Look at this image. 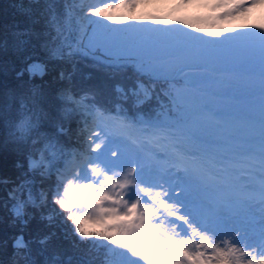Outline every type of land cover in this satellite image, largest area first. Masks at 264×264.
Returning a JSON list of instances; mask_svg holds the SVG:
<instances>
[{
	"label": "snow or ice",
	"instance_id": "1",
	"mask_svg": "<svg viewBox=\"0 0 264 264\" xmlns=\"http://www.w3.org/2000/svg\"><path fill=\"white\" fill-rule=\"evenodd\" d=\"M139 3L140 0H120L119 4L100 0L101 6L90 5L81 19L95 26L91 31L84 23H73L70 8L65 10L67 20L53 15L49 25L55 26L56 37L51 51L61 57H90L114 75L127 69L130 60L138 71L166 81L183 73L185 86H173L166 94L176 109L170 119L129 121L123 110L110 115L103 108L88 106L87 97L75 99L70 91L64 94L66 103L88 113L86 126L89 119L96 122V127L110 122L121 131L143 125L136 129L143 141L138 136L132 143L162 140L165 151L157 154L158 162L146 163L139 153L118 154L110 146L116 140L102 139L100 133L93 132L87 138L86 155L70 153L79 163L59 173L52 189V203L66 214L64 220L71 222L81 241H94L97 247L107 249L103 259L86 264H264V24L238 26L258 31L211 30L179 17L117 16L110 12L117 7L135 9ZM260 3L264 0H233L232 7L219 18L235 17ZM211 7H226V3ZM130 21L138 22L141 28L146 26L145 21L182 24L207 36H224V41L207 40L191 32L185 33L189 39L130 37L124 35L128 27H113L128 26ZM152 31L184 33V29L171 27ZM227 32L237 35L228 37L224 35ZM224 42L233 44L227 55L239 69L258 77V115H246L245 134L233 133L225 140H214L201 133L205 113L221 115L213 112L198 94L203 91L199 85L209 77L185 69L208 68L215 59L208 45ZM27 71L42 75L45 68L32 63ZM116 91L125 99L135 98L136 103L152 95L139 82L128 91L117 85ZM30 112L31 108H24L18 117L16 128L21 141L36 131L35 114L29 116ZM45 159L43 152L38 158L30 154L29 170L51 175ZM24 188L23 184L18 188L21 195ZM38 199L43 201L47 196L41 193ZM26 206H37L30 191L13 206L14 214L23 217ZM86 207L90 211L82 212ZM14 247L27 248L22 236Z\"/></svg>",
	"mask_w": 264,
	"mask_h": 264
},
{
	"label": "trees",
	"instance_id": "2",
	"mask_svg": "<svg viewBox=\"0 0 264 264\" xmlns=\"http://www.w3.org/2000/svg\"><path fill=\"white\" fill-rule=\"evenodd\" d=\"M80 1L93 4L91 0H0V180L3 181L0 183V264H86L89 260L103 259L107 253V249L97 247L94 241H81L74 234L71 222L64 220L66 214L52 203V189L65 169L64 161L69 156L76 158L70 153H87L86 137L92 133L91 129L99 128L90 119L85 125L88 113L66 103V92L70 91L76 99L87 97L88 106L103 108L110 115L123 110L129 121H155L171 118L176 109L169 104L166 94L173 86H185L183 73L166 81L128 64L127 69L114 75L90 57L53 54L56 31L49 20L53 15L67 20L66 8ZM33 62L44 66L42 75L27 71ZM208 68L210 72L186 71L206 74L209 77L206 80L212 81L216 88L199 85L203 91L198 94L203 101L211 105L213 112L221 113L219 116L205 113L201 117L206 121L201 133L214 140H225L234 133V121L228 118L234 114L242 119L236 133L243 135L246 115L250 112L258 115L256 109L251 107L250 99L219 98L221 92L215 83L228 78L214 74L223 68L217 65ZM137 82L152 91L151 98L143 103H136L131 96L125 99L116 91L117 85L128 91ZM24 108L32 109L29 116L35 114L36 131L21 141L16 125ZM226 121L231 122L229 128L225 127ZM140 127L143 125L137 124L127 132L143 139L136 130ZM41 152L46 156L45 166L51 175L29 170L27 157L32 154L38 158ZM21 184L25 186L24 195L18 191ZM28 191L37 200V206H26L24 216L17 217L13 206L25 199ZM41 193L47 196L46 200L38 199ZM20 236L27 244L26 249L14 247Z\"/></svg>",
	"mask_w": 264,
	"mask_h": 264
},
{
	"label": "rangeland",
	"instance_id": "3",
	"mask_svg": "<svg viewBox=\"0 0 264 264\" xmlns=\"http://www.w3.org/2000/svg\"><path fill=\"white\" fill-rule=\"evenodd\" d=\"M95 6H101L100 0H91ZM180 1V3H179ZM108 3L119 4L120 0H107ZM217 3H226V7L222 8H213L211 5ZM233 0H140V3L135 9H128L126 7H117L110 9L111 14L117 16H165L172 18H182L188 20L190 23L196 24L199 28H208L211 30H222V29H237L238 32H248V31H258V29H248V28H238V26L243 25H258L264 24V3L256 4L251 7V10H245L244 12L237 13L235 17H225L220 19L217 16H220L221 13L227 11L230 7H232ZM90 4L85 5L83 1H80L74 5H70V10L72 13L71 19L75 25H79L80 23H84L87 25V22L82 20L81 18L87 11V8ZM216 14L213 19V15ZM107 23L111 24V21ZM145 27H138V22L130 21L129 25L126 26L124 24H115L113 27L115 28H125L128 27V31L124 33L126 36L136 37V36H149L152 38H164L166 36H173L178 39H189L185 36V33L191 32L194 33L195 36H206L207 40L211 41H224V36L214 37L207 36L206 33L198 31L197 29L187 28L185 25L176 24V25H159V24H151L150 22H143ZM89 31L94 25H87ZM175 28V29H184V33L176 31L174 33H158L152 31V29H163V28ZM224 35L228 37L236 36V32H227ZM220 45V46H219ZM233 44L230 42H224L222 44H213L208 45L209 49L214 51L215 59L211 65H217L221 69L230 70L235 67L237 64L233 60L232 57L227 55V53L231 50ZM221 48V49H220ZM38 63L39 62H33ZM128 64H134L133 61H129ZM30 65V64H29ZM239 70V69H237ZM239 75H227L228 80H224L221 83H215L216 87H218L221 94H231L236 98L252 94L256 92L258 87V77L252 76L250 73L246 71L239 70ZM206 75V74H205ZM226 75V74H225ZM178 77L179 75L176 74ZM175 76V77H176ZM204 83L205 86L216 89L212 86V81L204 80L201 82ZM75 98V96H74ZM76 99V98H75ZM252 108L258 109V102H252ZM231 126L230 121L225 122V127L229 128ZM88 137V136H87ZM86 137V141H88ZM113 150H116V147H113ZM127 152H134L132 148H128ZM75 160L70 159L69 163L74 164ZM46 164L48 161L45 159ZM90 211L89 208L82 209V212ZM170 227V226H169ZM180 237H177L179 239ZM162 243V241H161Z\"/></svg>",
	"mask_w": 264,
	"mask_h": 264
}]
</instances>
